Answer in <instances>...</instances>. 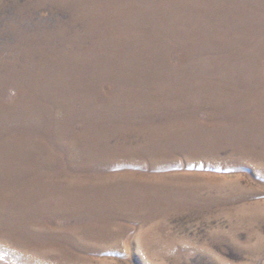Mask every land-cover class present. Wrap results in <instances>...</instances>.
I'll return each mask as SVG.
<instances>
[{
    "label": "rangeland",
    "instance_id": "rangeland-1",
    "mask_svg": "<svg viewBox=\"0 0 264 264\" xmlns=\"http://www.w3.org/2000/svg\"><path fill=\"white\" fill-rule=\"evenodd\" d=\"M0 264H264V0H0Z\"/></svg>",
    "mask_w": 264,
    "mask_h": 264
}]
</instances>
